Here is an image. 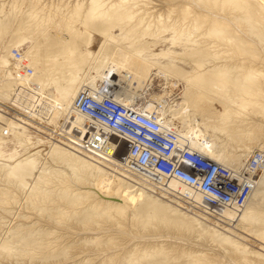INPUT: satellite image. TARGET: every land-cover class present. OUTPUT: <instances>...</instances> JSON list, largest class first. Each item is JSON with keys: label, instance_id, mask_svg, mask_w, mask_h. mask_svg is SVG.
<instances>
[{"label": "bare ground", "instance_id": "1", "mask_svg": "<svg viewBox=\"0 0 264 264\" xmlns=\"http://www.w3.org/2000/svg\"><path fill=\"white\" fill-rule=\"evenodd\" d=\"M98 87L156 114L191 150L254 175L246 205L212 211L175 180L150 182L84 151L74 129L88 121L75 105ZM258 151L264 0H0V264H264ZM130 207L132 232L143 231L130 243L147 241L119 249ZM106 223L124 229L110 235Z\"/></svg>", "mask_w": 264, "mask_h": 264}, {"label": "built area", "instance_id": "2", "mask_svg": "<svg viewBox=\"0 0 264 264\" xmlns=\"http://www.w3.org/2000/svg\"><path fill=\"white\" fill-rule=\"evenodd\" d=\"M14 54L21 58L19 52ZM75 110L88 121L83 129H74V135L82 138L80 147L84 151L107 153L110 159L126 162L130 171H137L150 182L175 180L202 195L201 206L209 210L246 205L254 175L233 171L191 150L176 132L165 129L156 114L119 102L105 87L81 91ZM261 166L264 155L256 152L250 169L254 173Z\"/></svg>", "mask_w": 264, "mask_h": 264}, {"label": "rangeland", "instance_id": "3", "mask_svg": "<svg viewBox=\"0 0 264 264\" xmlns=\"http://www.w3.org/2000/svg\"><path fill=\"white\" fill-rule=\"evenodd\" d=\"M164 37L169 38L170 35H169V34H164ZM162 45H163L164 47H165V45L168 46V44H166V43H165V44H162ZM163 46H158V47H156L157 51H160V48L163 47ZM97 47H98V45H96V48H95V49H97ZM158 49H159V50H158ZM177 51L180 52V48H178ZM12 54H13V52H12ZM13 55H14V54H13ZM27 72H28V71H27ZM157 88H159V87H157ZM157 88H156V89H157ZM159 89H160V88H159ZM157 90H158V89H157ZM2 106H3V108H4V112H5L6 114H8L9 116L22 115L21 112H20L19 110H16V109L13 108L10 104H5V105H2ZM9 113H10V114H9ZM61 124L63 125V122H62ZM42 127H44V126H42ZM44 128L48 129V131H50V132H48V133H50V134H51V132H55V131H56L55 129H52V128H49V127H44ZM31 132H32V135H34V136L40 135L41 137H47L48 139L51 138L50 135H48V136H44V135L39 134V133L36 132L35 130H32ZM47 138H46V140H48ZM258 152H259V151H258ZM45 161H47V160H45ZM45 161H44V163H45ZM86 186H87V185H85V187L82 186V189L85 188L84 190H81V188H79V189H78L79 192L81 191L82 193H84V192L86 191V188H87ZM83 187H84V188H83ZM88 187H89V188L91 187V188L88 189V190L92 192V186H88ZM93 190H94V189H93ZM83 191H84V192H83ZM94 191H95V190H94ZM97 193L99 194L100 191H99V192H96V193L94 192V195H95L96 197H98V198H96V199L94 198L95 200H99L100 198H102V197H101V194H102L103 192H101L100 195H98ZM96 194H97V195H96ZM102 195H103V194H102ZM104 197H105V196H104ZM104 197H103V198H104ZM114 198H115V197H111V198H109V200L113 199V201H111V202H113V203H115V202L118 203V204L121 203L120 205H122V203H124L125 207L128 206V205L126 204L127 201H125V202H126V203H125V202H123V201L121 202V200H119V199H117V198H115V199H114ZM104 199H105V198H104ZM116 199H117V200H116ZM105 200H106V199H105ZM124 205H122V206H124ZM125 207H124V208H125ZM130 208H131V207H130ZM130 208H126V209H130ZM127 212H129V213H128L129 216H127V219L124 220V222L126 221L125 223L127 224V226H125V225H126L125 223H124L125 225H123L126 229H124V227H123V228L120 227L121 230L124 229V231L121 232L122 234H120V235L118 234V233H120V232H119L120 229L118 230V225H116L115 223H114V224H112V223H108V225H107V223H106V224H104V225H106L107 227L104 226V225H102V227H100V229L103 228V230H104V227H105V230H104V231H105V232L107 231L108 233L111 232L110 229H111V227H112V229H114V230H112V229H111V230H112V232H113L114 234L111 232L110 235H111V234H113V235H115V236H118V235H119V238L121 237V235H122V236H123V235H125V236L127 235L126 237H125V236L121 237L122 239L120 238L118 242L116 241L117 243L115 242L116 245L119 246L118 243H119L120 241L123 242V240H124L125 245L122 244V242H120L123 246L120 244L119 249H120V247H121V249H125L124 246H125V247L128 246V247H126V248H130V247H133V246L136 245V244H139V242H140L139 238H138V239L136 238V239L134 240V241H137V242H135L136 244H134V245H133L134 241H133V243H132V242L130 243V241H132V238H131V240H130L129 238L132 237L131 235H133V234H135L136 237H138V236H140V235L142 236L141 233L143 232L141 229H138V227H135V228H136V230H134L135 233H133L134 231L132 232V230H133V229H132V228H133V225L131 224L130 220H131V216H132V213L134 212V210H132V208H131V211L129 210V211H127ZM130 212H131V213H130ZM128 217H130V219H129ZM11 222H14V221L11 220ZM12 224H13V223H12ZM12 224H10V225H12ZM110 224H111V225H110ZM130 224H131L132 226H131ZM112 225H113V226H112ZM103 226H104V227H103ZM108 226H109V227H108ZM113 227H114V228H113ZM116 227H117V228H116ZM130 227H131V229H130L131 232H130V231H127ZM106 228H107V230H106ZM100 229H99V231H98V232H100L99 234H102V235H106V234H107V235H108V233L101 232L102 229H101V231H100ZM115 229H116V230H115ZM108 230H109V231H108ZM121 230H120V231H121ZM125 230H126L127 232H126ZM114 231H115V232L118 231V232L115 234ZM95 232H96V234H98L97 231H95ZM123 232H125V233L123 234ZM139 232H140V233H139ZM128 233H130L129 236H128ZM136 233H138V235H137ZM144 233L147 234V233H149V232H144ZM144 233H143V234H144ZM174 233H175V231H174ZM162 234H165V233H162ZM166 234H169V233H166ZM166 234H165V235H166ZM78 235L81 236L82 233H78ZM76 236H77V235H73V238H76ZM82 236H83V237H89V236H91V233L87 232V233H84ZM144 236H145V235H144ZM123 238H124V239H123ZM125 238H127V239H125ZM128 239H129V240H128ZM146 239H147V238H146ZM146 239H144V241H147ZM117 240H118V239H117ZM126 240H127V241H126ZM138 240H139V242H138ZM255 240H256V239L252 240L253 242H255V245L253 244V246H257V245H258V242L256 243ZM75 241L77 242V239H75ZM125 241H126V242H125ZM128 241H129V242H128ZM144 241L141 240L140 243H143V244H144V243H145ZM148 241H150V239H149ZM172 241L176 242L175 240H172ZM127 242H128L129 244H132V246H130ZM126 244H127V245H126ZM129 246H130V247H129ZM94 254H96V253H94ZM98 254H99V253H98ZM98 254H97V255H98ZM97 255H95V257L92 256V257H90V258H93V259H94V258L100 256L101 254L98 255V256H97ZM81 257H82V256H79V257H77L76 259H74V262L79 261ZM82 258H83V257H82ZM82 258H81V259H82ZM98 259H99V258H98ZM96 260H97V258H96ZM63 264H64V263H63Z\"/></svg>", "mask_w": 264, "mask_h": 264}]
</instances>
